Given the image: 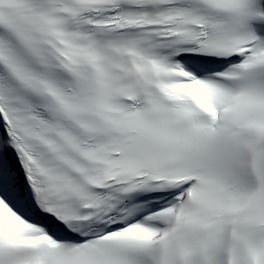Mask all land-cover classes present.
<instances>
[{
    "label": "snow or ice",
    "instance_id": "6c2138e0",
    "mask_svg": "<svg viewBox=\"0 0 264 264\" xmlns=\"http://www.w3.org/2000/svg\"><path fill=\"white\" fill-rule=\"evenodd\" d=\"M0 264H264V0H0Z\"/></svg>",
    "mask_w": 264,
    "mask_h": 264
}]
</instances>
